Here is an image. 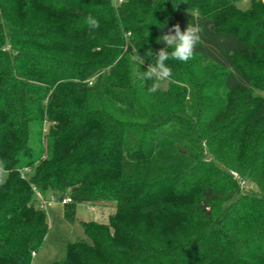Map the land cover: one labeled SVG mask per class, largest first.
<instances>
[{
	"label": "trees",
	"instance_id": "1",
	"mask_svg": "<svg viewBox=\"0 0 264 264\" xmlns=\"http://www.w3.org/2000/svg\"><path fill=\"white\" fill-rule=\"evenodd\" d=\"M239 1L0 0V264L41 247L36 194L69 223L79 203L114 206L52 264H264V0ZM189 21L194 58L149 93L145 54Z\"/></svg>",
	"mask_w": 264,
	"mask_h": 264
},
{
	"label": "rangeland",
	"instance_id": "2",
	"mask_svg": "<svg viewBox=\"0 0 264 264\" xmlns=\"http://www.w3.org/2000/svg\"><path fill=\"white\" fill-rule=\"evenodd\" d=\"M250 0H241L237 3L239 8L245 9L249 6ZM113 2V0H112ZM176 12L184 14H193L194 10L189 2L180 1L175 8ZM158 83V89H165L168 80L155 81ZM2 174L0 173V179ZM243 192L256 193L257 189L252 183H248L243 189ZM55 202L52 209L48 211V231L44 241L39 250L33 256L32 264H52L60 260L66 255V245L68 242L74 241L79 238H84L83 229L80 224L82 222L96 221L106 223L108 217L114 212L112 203H81L76 207L75 221L73 223L67 222L61 213V203ZM92 210V212H91Z\"/></svg>",
	"mask_w": 264,
	"mask_h": 264
},
{
	"label": "clouds",
	"instance_id": "3",
	"mask_svg": "<svg viewBox=\"0 0 264 264\" xmlns=\"http://www.w3.org/2000/svg\"><path fill=\"white\" fill-rule=\"evenodd\" d=\"M90 37H94V32L100 28V21L89 14L85 20ZM204 28L201 25L193 22H188L186 27L182 30L179 23L172 25L167 32L157 38V42H163L165 47L160 48L155 55L149 50L145 55L148 57H155V63H149L147 70L142 73L140 79L164 81L172 78V69L167 65L168 60H176L181 63H187L194 58L195 49L201 43V33ZM170 50V51H169ZM136 60L144 63V57L136 52ZM158 90V83H154L149 87V93H155ZM4 161H0V169L3 168Z\"/></svg>",
	"mask_w": 264,
	"mask_h": 264
},
{
	"label": "built area",
	"instance_id": "4",
	"mask_svg": "<svg viewBox=\"0 0 264 264\" xmlns=\"http://www.w3.org/2000/svg\"><path fill=\"white\" fill-rule=\"evenodd\" d=\"M123 0H113V3L116 5V4H119L121 3ZM91 84V82H89ZM25 172L28 171V169H24ZM230 174L239 182L241 188H245L246 186H248V182L241 178L235 171H230ZM25 174H23L24 176ZM37 198H38V203L41 207H44L46 208V205H47V201L40 195L36 194ZM70 201V197L68 195H66L63 199H62V203H65V202H69ZM35 255V252H32V256Z\"/></svg>",
	"mask_w": 264,
	"mask_h": 264
},
{
	"label": "crops",
	"instance_id": "5",
	"mask_svg": "<svg viewBox=\"0 0 264 264\" xmlns=\"http://www.w3.org/2000/svg\"><path fill=\"white\" fill-rule=\"evenodd\" d=\"M55 204V202H53V201H47V208H48V211H50V209H52V207H53V205ZM81 203H79V204H77V206L78 205H80ZM61 206H62V204H60ZM76 206V207H77ZM91 212H92V210H91ZM61 213H62V216H63V212H62V207H61Z\"/></svg>",
	"mask_w": 264,
	"mask_h": 264
}]
</instances>
